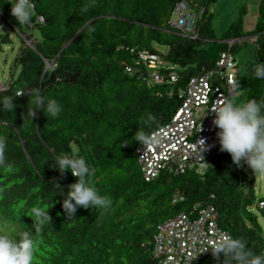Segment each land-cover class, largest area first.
<instances>
[{"label":"trees","instance_id":"obj_1","mask_svg":"<svg viewBox=\"0 0 264 264\" xmlns=\"http://www.w3.org/2000/svg\"><path fill=\"white\" fill-rule=\"evenodd\" d=\"M178 1L32 0L30 21L17 24L7 0H0V52L11 44L4 52L5 61L11 59L5 71L8 80L2 82L8 87L0 91V98H13L15 106L12 111H0V131L8 136L4 163L0 164V202L6 203L4 197L8 198L2 196L3 186L19 193L20 198L11 202L18 205L0 208V213L9 220L3 230L12 228L14 232L18 226L16 236L32 230L33 264H153L152 240L158 225L181 211L190 212L196 203L212 204L219 225L230 236L243 239L253 255L264 254L260 223L252 213L243 216L255 202V175L249 170L248 186L242 194V169L232 163L229 153L218 149L217 163L202 171L198 164H192L183 174L161 170L150 181L137 165L134 149L139 143L132 135L141 127L140 118L154 117L145 126L148 134L164 124L178 107L189 78L214 67L223 51L234 56V48L246 41L218 42L217 51L206 58L205 47L197 45L214 38L204 19L211 0H185L194 11L202 10L196 21L197 38L169 26ZM257 11L251 29H244L242 19H238L221 40L255 36L252 74L241 78L237 67L236 83L242 79L244 101L261 102L264 80L255 77L254 67L264 62L263 0ZM38 15L43 16V22L37 20ZM12 35L20 40L17 49ZM142 49H160L165 60L180 67L177 79L151 80V69L143 63L136 65ZM51 61L54 65L45 69ZM32 88L61 104L55 120L47 119L42 108L34 109L33 125L23 123L28 97L22 91ZM18 90L20 95H16ZM61 154L87 162L95 186L112 199L107 211L77 206L74 218L65 217L60 202L76 177L67 170L61 176L53 167L55 157ZM176 193L183 194V199L172 202ZM260 200L264 195L257 198ZM36 205L49 206L50 223L39 233L28 216ZM260 210L264 213V206ZM222 259L202 255L193 264H228Z\"/></svg>","mask_w":264,"mask_h":264},{"label":"clouds","instance_id":"obj_2","mask_svg":"<svg viewBox=\"0 0 264 264\" xmlns=\"http://www.w3.org/2000/svg\"><path fill=\"white\" fill-rule=\"evenodd\" d=\"M7 2L10 5V14L15 18L17 24H27L30 21L34 10V4L32 3V0H7ZM37 20L43 22L44 18L42 15H38ZM181 34L189 36L191 38H197V28L195 34L185 33L182 31ZM246 39L254 41L255 36L225 40V42L231 44L235 40L238 42H242ZM26 43L30 44V39L26 40ZM142 51H146L156 56L157 63L160 66V73L168 76L169 72H173V74L175 75V80L177 79V64L165 60L159 50H157L156 52L149 51L147 49L139 50L137 55L138 59L139 53ZM219 58L220 55L215 62V66L208 68L207 70L214 69ZM233 58L236 72L234 75V81L232 83L234 84V90L237 95V64L234 56ZM166 62H168V64ZM52 65H54L53 61L48 62L45 69L50 68ZM144 65L149 68L147 64ZM161 69H164V71L166 72H162ZM126 70L130 71V66L126 67ZM151 71L152 69L149 72ZM204 71H201L198 75H194L192 77L199 76ZM254 73L256 78L264 80V62H260L254 67ZM187 86L186 89L180 93L182 99L168 121L157 126L148 134V132L145 130V126H149L150 122L154 121V117L149 116L146 118L142 116L140 118L141 127L137 128L132 135V139L139 143V145L134 149V154L137 157L142 176L146 181L154 180L161 170H166L169 173L177 175L189 171L190 167L192 166L191 164L186 166L184 170H180V168L177 167V164H171V158L167 159L161 157L159 158V165H155L154 167L152 166L150 168L149 164L142 157H140V151L147 148V144L155 142L156 138L154 136H151V134H155V132L159 130V128L165 127L166 124H170L172 121L180 118L182 110L185 107L183 103L185 101V98L188 97ZM7 87V84L4 85V83L0 82V91H4ZM22 92L25 93L28 97L27 111L22 117L23 123L33 125L32 117L35 114L34 109H37V111L39 109L41 111V109L43 108L44 115L47 117V119L53 120H55L61 113V104L55 98H49L45 95H42L39 88H32L27 92ZM20 93V90H18L16 92V95H20ZM14 107L15 106L13 103V98H0V111H12ZM206 109L214 113L212 124L217 129L215 136L218 143L216 144V146H214L212 154L204 159L203 164H198L200 171L203 170V167L207 166L206 161L208 160V158H211L214 155L215 149L219 146V149L221 151H226L230 154L232 163L237 167H239L241 161H243L248 167L252 169L254 175L264 174V101L257 102L255 99H248L237 104L233 99L225 98L223 100L212 103ZM198 130L199 126L196 128V131ZM7 140V134L0 131V164L4 163ZM20 144L24 147V139H22L21 137ZM210 147L211 145L206 143L205 137L195 139L194 150L199 158L202 159V156L200 154L204 151H207ZM170 150H173V152H175L174 150L177 149L171 148ZM53 167L59 170L61 176H63L64 170H67L74 177H76L74 182L67 185V191L66 193H63V199L60 202L65 217L69 219L74 218L77 206L83 208H94L95 210L103 209L105 211L110 208L112 204L111 197L106 194H101L98 188L95 186V183L92 179L94 175L93 170L84 159L70 154H61L55 157V166ZM57 186L60 189L58 192H62L63 190L61 189V187L59 185ZM3 187L5 189V193H3L2 196L4 197L5 195H8V198L4 197V199L7 201H5L6 203L0 202V208H9L13 204L18 205L16 202H11L14 200L20 201L19 193L9 192L7 191L5 186ZM178 199L182 200L183 194L178 195L176 193L174 196H172V202H176ZM260 202H263V204H260ZM255 204L258 208H261L262 206H264V200L257 201ZM195 205H198V207L211 205L213 207V205L209 203H206L204 206L196 203L193 205L190 212L186 213L184 211H181L177 215L164 220L163 222H161V224L158 225V231L156 232V234H154L152 240L153 248L151 254L154 259L153 264H193L198 257L208 254H212L214 257H222V261L226 260L228 264H264V254L253 255L251 251L247 250L246 243L243 239L230 236L229 231L219 225L216 219L217 214L214 207V212L211 219L214 221L216 228L224 232L225 235H223L219 240L215 241L210 246V248L201 249V251L209 249L208 251L197 252L201 240L200 242L197 241L194 244V253L190 255H188L186 251H183L180 254H176L173 251L174 248L169 252L166 251V249L160 248V240L162 241L163 239H166L170 231L181 228V226L185 225L188 220H192L197 216V213L194 210ZM48 207H40L36 205L29 209L28 216L31 217L33 224L35 225V232L37 233L41 231V228L45 223H50V217L47 212ZM17 208L19 207L17 206ZM194 212L195 215L192 218L191 215ZM11 213L12 211L10 212V214ZM182 215H185L186 218L182 219ZM7 220L8 217H5L0 213V264H33L34 240L32 236V230H25L23 233L16 236L15 234H19L20 232V228H18V226L15 227L16 229L14 232L12 228L10 229L12 231L3 230L2 226L7 223ZM179 220H181V222ZM7 226L9 225L7 224Z\"/></svg>","mask_w":264,"mask_h":264},{"label":"built area","instance_id":"obj_3","mask_svg":"<svg viewBox=\"0 0 264 264\" xmlns=\"http://www.w3.org/2000/svg\"><path fill=\"white\" fill-rule=\"evenodd\" d=\"M201 11L199 9L198 12H195L187 1L180 0L173 7L172 15L174 17L169 19V26L185 33L195 34L196 21ZM140 63L147 64L152 69L149 77L154 82L175 80L173 72H169L168 76L159 72L160 66L154 54L146 51L140 52L136 65ZM234 64L233 56L229 52H222L214 69L205 70L199 76L189 79L188 97L183 103L185 107L180 118L159 128L155 134H151L156 138L155 142L147 144V148L140 151V157L149 164L150 168L158 166L159 158L162 157L171 158V164H177L180 170H184L191 164L202 165L204 159L212 154L214 146L218 143L215 136L217 129L212 124L214 113L206 108L214 102L236 95L232 83L236 72ZM198 126L199 130L196 131ZM200 137H205L206 143L211 145L207 151L200 154L203 160L196 155L194 150L195 139ZM171 148L177 150L173 152L170 150ZM194 210L197 216L188 220L181 228L170 231L166 239L160 240V248L166 249L168 252L174 248L173 251L176 254L186 251L190 255L194 253V244L201 240L197 252H206L209 249L202 251L201 249L210 248L215 241L225 235L224 232L216 228L211 219L214 212L211 205L205 207L195 205ZM181 218L185 219L186 217L182 215ZM181 220L179 221L181 222Z\"/></svg>","mask_w":264,"mask_h":264},{"label":"rangeland","instance_id":"obj_4","mask_svg":"<svg viewBox=\"0 0 264 264\" xmlns=\"http://www.w3.org/2000/svg\"><path fill=\"white\" fill-rule=\"evenodd\" d=\"M260 0H211L210 3L207 6V11L205 14V20L207 19V24L211 30L209 31L210 34H213L214 38L206 40L207 42H202L201 44H198L197 47H205V57L210 59V56H212L215 51H217V44L218 42H225L224 40H221V37L225 30L228 29V27L236 20L242 19V26L244 29L248 30L251 26L250 23H255L257 19V4ZM264 4V0H263ZM264 17V11L261 13ZM174 17V16H173ZM208 17V18H207ZM13 43L12 45L15 46V49L20 47V40L14 35H12ZM205 40V39H204ZM11 44L4 45L3 51L0 52V82L7 81L8 77L5 71L7 70L6 67L8 63H10L11 59H8L5 61L6 56H4V52L9 48ZM161 50H164L160 48ZM159 49V50H160ZM254 42L246 39V41L241 45L239 44L236 48H234V57L235 61L239 70L240 77H244L245 75L250 76L252 73V67L255 63V57H254ZM9 57V56H8ZM199 58V56L197 57ZM217 58V57H216ZM168 64V62H166ZM193 65L192 63H186L185 65ZM179 69L180 67L177 66ZM236 90L238 92V95L232 96L230 99H233L237 104L243 102V94H245V87L243 86L242 79H239L237 83ZM240 94V95H239ZM75 144L72 143V149L75 151ZM219 149V146L215 149L214 155L206 161L207 165L213 166L217 163L216 154ZM139 166V164L137 163ZM240 169H242V177L244 179L243 181V188L241 189V193L244 194L247 189V180H248V174L249 170L252 171L250 167L243 164L241 161V164L239 166ZM250 168V169H249ZM207 168L204 169L206 171ZM255 194V202L252 205H249L247 207V210L249 212L243 213L244 217H248L249 213H252L256 216L258 222L262 226L263 232H264V213L256 206L257 198L264 195V174H255V184L252 187ZM221 215H225L224 210H220ZM242 216V217H243ZM243 217V218H244ZM245 219V218H244Z\"/></svg>","mask_w":264,"mask_h":264},{"label":"crops","instance_id":"obj_5","mask_svg":"<svg viewBox=\"0 0 264 264\" xmlns=\"http://www.w3.org/2000/svg\"><path fill=\"white\" fill-rule=\"evenodd\" d=\"M251 24V26L250 27H248L249 29H251L252 27H253V25H254V22H253V24L252 23H250Z\"/></svg>","mask_w":264,"mask_h":264},{"label":"bare ground","instance_id":"obj_6","mask_svg":"<svg viewBox=\"0 0 264 264\" xmlns=\"http://www.w3.org/2000/svg\"><path fill=\"white\" fill-rule=\"evenodd\" d=\"M15 210V209H14Z\"/></svg>","mask_w":264,"mask_h":264}]
</instances>
